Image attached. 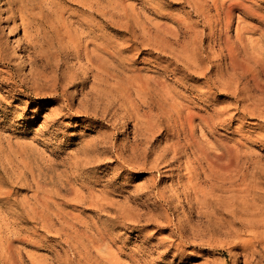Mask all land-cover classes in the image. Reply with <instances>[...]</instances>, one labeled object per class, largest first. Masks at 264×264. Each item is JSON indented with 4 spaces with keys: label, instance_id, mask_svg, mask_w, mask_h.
<instances>
[{
    "label": "rangeland",
    "instance_id": "1",
    "mask_svg": "<svg viewBox=\"0 0 264 264\" xmlns=\"http://www.w3.org/2000/svg\"><path fill=\"white\" fill-rule=\"evenodd\" d=\"M216 1L254 3L261 18L234 8L216 24ZM42 4L106 61L96 75L82 57L14 52L21 32L4 37L15 57L0 61V264H264V0ZM238 31L248 55L230 62ZM180 104L208 118L196 135L227 168L206 209L179 192L194 156L163 119ZM177 133L187 158H163Z\"/></svg>",
    "mask_w": 264,
    "mask_h": 264
},
{
    "label": "bare ground",
    "instance_id": "2",
    "mask_svg": "<svg viewBox=\"0 0 264 264\" xmlns=\"http://www.w3.org/2000/svg\"><path fill=\"white\" fill-rule=\"evenodd\" d=\"M42 2L43 0H2L1 1V6H0V61L7 63L11 61L12 58L15 57L14 55H7L4 53V50L6 49V46H7L6 41L3 40L4 37L5 38L14 37L16 34L21 32L20 37L14 39V43H15L14 52L17 51V52L25 53L29 51V49L37 51L40 49L42 50L46 46L47 50L51 51L53 55L63 54V59L65 60L69 57H74L77 60L82 57L86 61L87 65L89 66L88 67L89 70L95 71L96 75L102 74L103 69H104V64L106 61L105 59L106 57H104L103 55V53H105L104 45L99 43L97 47L95 48V50L92 51L89 49L90 43H88L87 39L84 42V41H80V37H76V38L69 37L70 33L67 30H65L63 26L60 25L59 16H58V13H57V10L54 4H53L54 8L53 6H50L49 10L51 11L46 14V12L45 13L43 12ZM215 6H216V12L214 13V15L216 14L215 15L216 21L215 20L214 21L216 22V24L217 23L224 24L226 27L230 25V21L232 19V11L234 8L240 9L241 13L245 16L253 15L258 18H261L259 12L256 9V4L254 3L244 4L242 3V1H236V2L229 3L226 5L224 3L218 4L216 1ZM196 10L200 12V14L203 15L207 23L211 24L213 22V18L210 16L209 12L203 11L198 5H196ZM239 30L243 31L244 29L240 28ZM263 35H264V31H263ZM67 39H69L68 47L66 45ZM236 39L240 43V48H237L233 42H230L228 37L225 38L226 52L229 55L230 62L234 60H239V59L242 60L248 55L245 50L247 49L246 40L244 37H242L241 31H238ZM240 49L243 51L242 56H239L238 54V51H240ZM184 53L186 54V51ZM45 54H47V51L44 53H41L42 56H44ZM26 57L28 58L30 63L31 61H35L34 58L31 59L32 57H30V55H26ZM190 57L188 60L191 59ZM58 58H59V55H58ZM190 61L188 62L190 63ZM253 64L257 65L258 62H254ZM67 66H66V69H67ZM67 70H69V68ZM73 81L76 82L75 80ZM177 106L175 108H172L171 106L170 108H172L173 110L171 109L170 111L169 109L170 112L168 113L167 111H164L165 117L163 120L165 124L170 125L171 130L173 129V126L178 125V131L183 135V138L185 140L184 146L190 147L192 149L194 159L192 160L186 159L187 157L184 152V149L182 148V145L179 143V140H178L179 139L178 136L180 135L178 133L173 137L171 136V139L173 138L174 140H171L169 142L165 141L166 146L163 149L162 155H163V158H166L167 156L171 154V159L173 161H178L179 158L185 157L186 161H185V165L183 166L184 174L180 178L181 187H180L179 192L185 197L187 204L193 201L194 203L199 205L201 208L205 207L206 209V206L209 205V202L216 199V172H219L221 170L226 171L227 168L222 167L221 161L218 158H216V155L210 153L209 147L212 145V143L206 139V134L203 132L202 128H200V135H196L197 124L195 123V121L198 120L201 123H203L204 126L209 128L208 118L204 115L199 114L198 112L194 111L192 108L188 106H185L182 104H180L178 108ZM144 118L147 119L146 117ZM145 119H143V121L144 123L147 121V123H145L144 125H147L148 126L147 128L149 129L150 127H152L151 126L152 123H150L149 120H145ZM130 151L132 152V149ZM205 168H208L209 171L211 172V173L204 174L206 180H208L211 183L209 188L204 187L199 180V175H200L199 172H201V170ZM184 178H186L187 180L184 182L181 181ZM218 179L221 180L223 178L218 177ZM175 195H177V191L175 192ZM160 197L162 196L160 195ZM92 205L94 206V204ZM90 206H91V202H90ZM178 235H180V233ZM8 258L9 260L12 261L11 258L13 257L11 258L8 257Z\"/></svg>",
    "mask_w": 264,
    "mask_h": 264
}]
</instances>
